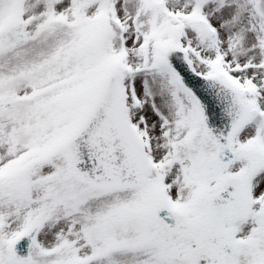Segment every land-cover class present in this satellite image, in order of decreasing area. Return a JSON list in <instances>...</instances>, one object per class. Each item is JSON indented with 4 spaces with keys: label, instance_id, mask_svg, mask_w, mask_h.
Returning <instances> with one entry per match:
<instances>
[{
    "label": "snow or ice",
    "instance_id": "1",
    "mask_svg": "<svg viewBox=\"0 0 264 264\" xmlns=\"http://www.w3.org/2000/svg\"><path fill=\"white\" fill-rule=\"evenodd\" d=\"M0 264H264V0H0Z\"/></svg>",
    "mask_w": 264,
    "mask_h": 264
}]
</instances>
